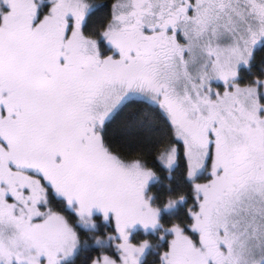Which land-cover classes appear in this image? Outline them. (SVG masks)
<instances>
[{
  "label": "snow or ice",
  "instance_id": "1",
  "mask_svg": "<svg viewBox=\"0 0 264 264\" xmlns=\"http://www.w3.org/2000/svg\"><path fill=\"white\" fill-rule=\"evenodd\" d=\"M0 264H264V0H0Z\"/></svg>",
  "mask_w": 264,
  "mask_h": 264
}]
</instances>
